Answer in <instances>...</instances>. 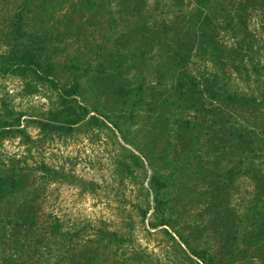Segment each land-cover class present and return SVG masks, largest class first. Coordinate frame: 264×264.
<instances>
[{"label": "rangeland", "instance_id": "rangeland-1", "mask_svg": "<svg viewBox=\"0 0 264 264\" xmlns=\"http://www.w3.org/2000/svg\"><path fill=\"white\" fill-rule=\"evenodd\" d=\"M47 1L56 8L52 24L22 0H0V123L20 119L28 135L0 130V175L8 179L15 159L29 177L23 190L0 198V264H199L178 233L193 248L211 251L214 264H264L263 9L220 0L233 23L218 11L210 21L224 50L212 55L195 46L183 71L201 81L204 96L176 102L173 74L161 72L164 58L174 52L172 32L163 42L152 40L139 59L133 38L127 34L129 43L118 41L132 29V21L119 14L124 0L100 2L94 9L79 0ZM146 7L153 16L148 31L168 32L176 20L196 13L189 0H147ZM108 11L116 15L114 22ZM18 18L28 35L23 50L31 35L42 36L49 27L47 56L56 64L55 81L19 70L10 60ZM110 25L111 41L103 34ZM115 51L120 77L132 90L143 83L141 97L133 92L114 98L107 89ZM74 67L83 68L86 77L80 93L64 97L76 91ZM224 92L248 103L235 104ZM155 98L169 102L160 116L152 106ZM67 119L77 124L45 133L37 124ZM182 120L190 122L184 141L176 124ZM214 121L216 139L209 128ZM238 131L251 142L245 150L238 148ZM154 177L168 188H152ZM165 221L167 226L156 227ZM103 233H116L120 242L113 245ZM256 235L260 242H252Z\"/></svg>", "mask_w": 264, "mask_h": 264}, {"label": "trees", "instance_id": "trees-1", "mask_svg": "<svg viewBox=\"0 0 264 264\" xmlns=\"http://www.w3.org/2000/svg\"><path fill=\"white\" fill-rule=\"evenodd\" d=\"M193 4L194 11L196 12L195 14L185 17H181L182 19L176 20L173 25H171V28H168V32L166 30H157V31H148L146 29V25L148 24L147 22L150 20V18H153L150 12L146 11L144 12L148 7L147 6V0H124L122 2V11H119V14H122V18L125 19L127 22H131L130 27L132 29H128L127 33H124L121 37L118 38V41L124 40L125 43H129L127 41V34L130 38H133L130 43H132V50L134 53V56L136 53H139V59H143L145 56V48L148 46L152 40L160 41L163 42V40H167L166 36H170L172 32V40L173 42L170 41V44H173L174 47V52L171 53V55L166 56L163 60V65L164 67L161 69L162 71H167L171 74H173V79H174V85L171 87L170 92L172 97H176V102L182 101H188L192 100L195 101V99L204 96L203 90H200V82L197 81L196 78H193L189 76L186 72H184V68L188 65L190 60L192 59L193 52L195 51V46L198 47V52H205L206 50H209L212 55H221L220 52L224 50L223 47H220L219 42H216V30L211 28L212 27V21H210L211 17H214V14L216 12H222L225 14V19H228V25L231 26L233 21L230 19V15L227 12V9L225 7V2L217 0V3L214 5H211V0H189ZM244 1L246 5H255V7L259 9H263L264 11V0H253L248 2L249 0H241V2ZM23 2V7H26L27 5H31V13H41L46 14L48 18H51V23L52 24L56 18H55V13L54 10H56L55 7H49V5L53 4L48 3L47 0H33L32 3L28 0H22ZM80 5L84 8H92L94 9L100 2H107L108 4H111V0H79ZM241 4V5H244ZM53 11H50V10ZM43 12V13H42ZM108 16L110 19V22H114V18L116 15L114 14L113 11H108ZM22 21V18H18L17 22H15V28L14 32L12 34V51L10 55V60L12 63L22 71H32L34 70L37 74H42L46 75V77H53L54 81L57 77L56 76V69H55V63L51 61V57L47 56L48 54H52L50 52V42L51 39L50 37L48 38V32H49V27L46 30V33L44 32L42 36L38 35L36 38H34L32 35L30 36L28 47L30 50H28V47H26V50L21 49V46L23 42L25 41V37L28 36L27 32L24 34L22 30L20 29L21 27L17 26L20 25V22ZM49 24L50 27H52ZM67 24V23H66ZM188 24L187 28L185 26ZM53 28V27H52ZM65 29L67 31V25H65ZM66 31L63 33L65 34ZM130 32V33H129ZM105 36V39L111 41L112 37L114 36V31L112 26L110 25L107 30L103 33ZM201 44L193 45L191 44L193 39H199ZM34 47H37L36 49H33ZM20 48V50H19ZM240 48V47H239ZM99 49V48H98ZM126 52H130L129 50H126ZM97 54L100 53V51L96 52ZM119 53L118 51L114 52V55L110 56L109 60V75L110 78H107L106 80V86L109 92L113 95V97L118 98L122 93H135L136 97H141L142 93L145 91V88L143 87V83L139 84V87H137L135 90H132L130 88L129 83L126 80H123L122 77V64L119 63ZM189 53V55H188ZM54 54V53H53ZM163 56L162 54L160 57ZM118 57V58H117ZM121 57V56H120ZM117 58V59H115ZM104 66V65H103ZM105 67V66H104ZM74 70L77 72L75 73L73 77V89L76 91L68 92L65 91L63 92L64 97H70L72 95H75L76 93H80L82 84H83V79L86 77V71L83 68H75ZM163 73V72H162ZM41 77V76H40ZM204 75L200 76V79H202ZM42 78V77H41ZM203 82V81H202ZM205 82H207L205 80ZM207 88V87H206ZM225 95H227L228 100L234 102L235 104H241L243 106L248 103L247 99L244 97H239L237 95H232L230 93L224 92ZM80 95V94H79ZM216 96L219 97L218 94ZM128 100V99H126ZM173 103V104H176ZM168 100L164 101H159L156 98L154 99L152 106L155 107V114L156 116H160L161 113L160 111H163L167 105H168ZM192 106V105H191ZM185 108V107H183ZM216 116V115H215ZM224 118L219 116L218 117V122L221 125H224ZM39 128L43 133H45V129L48 128H54V129H64V128H71L73 125H76V121H71L69 119L67 120H60V121H38L37 122ZM178 124L177 126V132L179 137L184 141L185 136L187 134L188 129L190 128V122L186 120L181 121V125H179V122L176 123ZM217 124L216 121L211 124L209 127L212 129L213 126ZM21 121L20 119H16V121H12L10 123H0V130H4L2 134L8 135V134H13V135H19L21 137L27 138V131L24 128H21ZM186 127L188 129L186 130ZM203 130V129H202ZM6 131V133H5ZM218 130L213 127V137L216 139V136L218 134ZM238 131L237 137H239L238 141V148L241 150H245L246 147H249L251 142L249 143L246 140V136L243 134L241 135ZM27 136V137H26ZM199 139L205 137V133L200 131L199 133ZM29 139V138H28ZM195 147V150L199 151L198 146ZM17 160H13L12 166L15 167V169H10L9 173L6 175L8 179H5L0 175V198L6 193V191L9 190H23L24 186L26 185L29 177L28 174H23L22 169L18 168L17 165ZM19 163L24 164L21 160H19ZM38 169L44 170L46 169V166H38ZM154 181V187L156 189H159L160 187L162 188H168L165 184H163L159 179L155 178L153 179ZM167 184V183H166ZM13 188V189H12ZM264 190V188H263ZM157 192V191H156ZM159 192V191H158ZM157 192V193H158ZM159 196V193L156 195V200L157 203H159L158 206V211H161L163 213V206H162V201H159L157 199ZM221 198H225V196L222 195ZM219 213H217L218 215ZM147 213H143V217H146ZM169 219V217H168ZM220 220V217H217L215 221ZM223 222H225V218H223ZM169 224V221H165L161 223L160 225H156V227L159 226H167ZM264 226L261 225V227ZM154 227V226H153ZM154 227V228H156ZM223 227V226H222ZM229 225L226 227V232L228 234V229ZM218 229L215 230V232ZM105 232V231H104ZM104 237H108L110 241L112 242L113 245L118 244L119 237L116 233H103ZM178 236L180 239L183 241V244L189 249L190 254L192 257L197 259L199 264H214L215 263V258L213 255H211V251L209 250H200V249H195L193 248L188 241H185L182 239L181 235ZM102 237V238H104ZM235 238V237H234ZM256 238H258L257 242H260L262 240V237H258L257 235L254 237L252 242L256 241ZM237 240V238H235ZM122 241V240H121ZM120 242V240H119ZM123 242V241H122ZM106 246H109V243L106 244ZM258 246V245H257Z\"/></svg>", "mask_w": 264, "mask_h": 264}]
</instances>
